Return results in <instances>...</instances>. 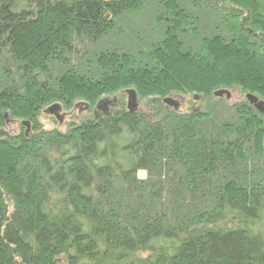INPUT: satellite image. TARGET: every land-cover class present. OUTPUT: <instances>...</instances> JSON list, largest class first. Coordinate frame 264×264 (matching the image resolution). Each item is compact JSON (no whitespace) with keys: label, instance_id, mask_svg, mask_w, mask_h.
Instances as JSON below:
<instances>
[{"label":"trees","instance_id":"trees-1","mask_svg":"<svg viewBox=\"0 0 264 264\" xmlns=\"http://www.w3.org/2000/svg\"><path fill=\"white\" fill-rule=\"evenodd\" d=\"M234 86L264 106V0H0V264H264V113ZM124 88L147 110L3 131Z\"/></svg>","mask_w":264,"mask_h":264},{"label":"rangeland","instance_id":"rangeland-1","mask_svg":"<svg viewBox=\"0 0 264 264\" xmlns=\"http://www.w3.org/2000/svg\"><path fill=\"white\" fill-rule=\"evenodd\" d=\"M233 4V3H231ZM235 5V4H233ZM152 6V5H151ZM149 9V8H148ZM150 10V13L152 14L153 13V9L152 7L149 9ZM219 13H221L222 15H226L224 14V12L222 11H218ZM149 13V15H147L146 18H144L143 22L144 23H147L148 24V19L149 17L151 16V14ZM153 17V15H152ZM156 20H153V22L155 23ZM128 28V26H126ZM129 29V28H128ZM121 30L126 33V34H129L131 32V30H126V29H122ZM128 32V33H127ZM136 34H132V36L130 35H127L132 42H134V44H137L139 43V40L138 38L135 36ZM143 36L144 38L142 39H146V38H150L151 36H148V34L146 33H143ZM155 41V39L153 40ZM88 50L92 53L94 52L95 49H93L92 47H89ZM128 50V49H127ZM118 51H121V49H118ZM134 51V50H132ZM144 51V49H143ZM54 74H51V77L53 76ZM127 89H132V88H124L122 90V92L120 93H116V94H112V95H109L107 96L108 98H114L116 97L117 98V101L118 103H122L124 108L126 109V94L124 93L125 90ZM224 90H228L231 94L230 98L229 99H224V105L227 107H230V106H233L237 103H242L243 101L246 100L245 98V94L246 92H243L238 86H234L232 88H226ZM249 94H251L249 92ZM251 95H254L256 96V94L252 93ZM214 96V95H213ZM172 98L173 100L175 101H179L180 103V110L181 111H192V110H201V107L202 105H204L205 101L202 99V100H196L193 98L192 94H184V93H173V94H170V95H166L164 98ZM105 98L104 96L100 97L94 104V106H89L88 105V108H85L84 106H80L79 108H74L75 104L79 103V102H83V101H76L74 102L70 107H64L62 106V112L64 113V120L61 124H59L57 122V120L54 118V116L52 115H48V114H45L43 112V110L48 107L49 105L53 104V102H49L48 104L47 103H44L43 106L44 108L41 109L40 111H38V113L35 114L33 120H29V122H31V132L29 133L32 134V132L34 131H52V130H57L59 132H62V133H65L67 132L72 126L76 125V124H79L80 122H82L85 118H89V117H92L94 114H93V108L95 107L96 103L100 100V99H103ZM138 102H139V109L140 110H147V108H142L144 106H146V103H145V100L146 99H141L140 97H138ZM163 98V99H164ZM213 98V97H212ZM214 98H216L214 96ZM213 98V99H214ZM258 98V97H257ZM162 99V100H163ZM194 99V100H193ZM259 99V98H258ZM161 100V102H162ZM204 102V103H203ZM246 102H248L246 100ZM85 103V102H83ZM206 104V103H205ZM218 104V103H216ZM62 105V104H61ZM64 105V104H63ZM167 107H169L168 105H166ZM147 107V106H146ZM172 108V107H171ZM220 112H222V110H220ZM223 113V112H222ZM229 113V112H228ZM227 113V114H228ZM4 114H7V118H9V115L8 113H4ZM3 114V115H4ZM231 114V113H230ZM223 115H226L225 113H223ZM17 122L18 124L22 123V122H25L24 119H17ZM27 122V121H26ZM36 129V130H35ZM26 130V127L24 124H22V127L21 129L17 127V129H14V126L12 127L11 125H6L4 126L3 128V131L4 132H7L9 135H12V136H15L18 134V132L21 133H24V131ZM138 177L140 178H143L144 175H145V171L143 170H140L138 171L137 173ZM142 257H144V255H141Z\"/></svg>","mask_w":264,"mask_h":264},{"label":"water","instance_id":"water-1","mask_svg":"<svg viewBox=\"0 0 264 264\" xmlns=\"http://www.w3.org/2000/svg\"><path fill=\"white\" fill-rule=\"evenodd\" d=\"M124 93L126 94V99H127L126 100V110L131 112V113L135 112L137 109V106H138L137 94H136L135 90L134 89H127V90H125ZM213 95L215 97H224L226 99H229L231 96L230 92L228 90H224V89L214 91ZM195 98L196 97L194 96V99ZM245 98L250 105H253L254 108H256L258 111L264 113V106L262 104V101H260L256 96L247 93V94H245ZM162 102L165 105H168L169 107H172L175 110H177V108H178V102L173 100L170 97L164 98L162 100ZM81 105H84L85 107L88 106V104H86V103L79 102V103L75 104L74 108H79ZM109 105H110V102L106 98L100 99L95 105V110L101 111L102 113H106ZM43 112L45 114L54 116V118L58 121V123H61L63 120L64 114L61 113V105L58 103H54V104L49 105L48 107H46L43 110ZM3 116H4V118H6L7 114H4ZM25 123H27V122L26 121L22 122V124H24V125H25Z\"/></svg>","mask_w":264,"mask_h":264},{"label":"flooded vegetation","instance_id":"flooded-vegetation-1","mask_svg":"<svg viewBox=\"0 0 264 264\" xmlns=\"http://www.w3.org/2000/svg\"><path fill=\"white\" fill-rule=\"evenodd\" d=\"M105 98L110 102V105L108 106V109H107L106 113H102L101 111H97V110H95V107H94L92 112H93L95 117H97V116H99L101 114H109L110 111H113L116 108V104H117L116 97H114V98L105 97ZM137 102H138V98H137ZM81 106H84V105H81ZM85 108H88V106L85 107ZM177 109H180L179 101H178V108ZM139 111H141V110L139 109V102H138V106H137L136 111L132 112V113H136V112H139ZM61 113L64 114L62 112V109H61ZM3 118H4V116H3ZM63 120H64V116H63ZM63 120H62V122H63ZM61 123H59V124H61ZM8 124L11 125L12 127L14 126V129H17V127L21 129V127H22V123L18 124V122L16 120L11 119V118L8 119L6 117V118H4L3 125L6 126ZM25 127H26V130L24 131V134L25 135H29V133L31 132V122L27 121V123H25ZM18 135H20V132H18V134L15 135V136H18ZM9 136H12V135H9Z\"/></svg>","mask_w":264,"mask_h":264}]
</instances>
